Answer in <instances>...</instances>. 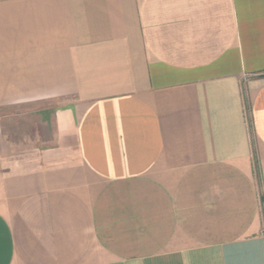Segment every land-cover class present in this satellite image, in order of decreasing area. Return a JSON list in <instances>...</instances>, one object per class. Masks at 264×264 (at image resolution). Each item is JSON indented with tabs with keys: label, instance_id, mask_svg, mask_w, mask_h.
I'll return each instance as SVG.
<instances>
[{
	"label": "crops",
	"instance_id": "crops-1",
	"mask_svg": "<svg viewBox=\"0 0 264 264\" xmlns=\"http://www.w3.org/2000/svg\"><path fill=\"white\" fill-rule=\"evenodd\" d=\"M0 264H264V0H0Z\"/></svg>",
	"mask_w": 264,
	"mask_h": 264
},
{
	"label": "rangeland",
	"instance_id": "rangeland-1",
	"mask_svg": "<svg viewBox=\"0 0 264 264\" xmlns=\"http://www.w3.org/2000/svg\"><path fill=\"white\" fill-rule=\"evenodd\" d=\"M19 118H20L19 116L16 117V122L19 121V120H18ZM24 119H26V118L23 117V118H22V121H24ZM24 123H25V121L21 123L22 126H23V128H24V131H25V132H29V133H31V132L34 133L33 130H32V131L29 130V125L26 126V124H24ZM15 135L18 136V135H19L18 132H16Z\"/></svg>",
	"mask_w": 264,
	"mask_h": 264
}]
</instances>
